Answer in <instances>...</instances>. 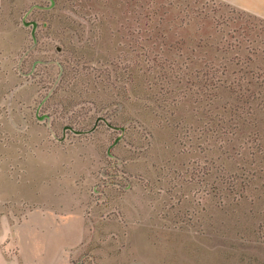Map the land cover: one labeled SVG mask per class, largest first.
<instances>
[{"label":"rangeland","instance_id":"1","mask_svg":"<svg viewBox=\"0 0 264 264\" xmlns=\"http://www.w3.org/2000/svg\"><path fill=\"white\" fill-rule=\"evenodd\" d=\"M240 1L0 0V45L34 92L29 123L41 116L32 146L65 160L88 217L71 264H233L237 216L244 241H264V24ZM25 21L37 22L35 46ZM156 57L176 74L158 84L172 115L148 84L143 97L135 87L138 70L164 63ZM212 77L228 86L216 99L204 84ZM249 81L262 101L257 128H244ZM224 118L229 127L218 126ZM56 170L0 196V264H26L22 250L34 257L12 238L38 205L56 202ZM241 191L247 200L230 205Z\"/></svg>","mask_w":264,"mask_h":264},{"label":"crops","instance_id":"2","mask_svg":"<svg viewBox=\"0 0 264 264\" xmlns=\"http://www.w3.org/2000/svg\"><path fill=\"white\" fill-rule=\"evenodd\" d=\"M238 3H244V11L264 19V0H243ZM7 54L0 45V196L5 195V190L8 195L18 194L16 192L24 181L30 188L31 182H37L40 177L49 182L56 168V176L63 184L56 190V202L48 200L38 205L27 219L16 225L19 235L12 239L22 249L31 248L34 251V257L30 258L22 250L21 258L26 264H71L72 249L80 245L90 231L86 220L88 217L82 201L74 198L72 184L62 172L65 160H57L52 155H39L40 150L32 146L34 133L41 131V116L34 111L39 121L29 123L30 111L25 110L26 102H33L34 92L30 87L27 91L21 87ZM25 127L32 132L31 140L26 141L21 134ZM24 150L27 151L25 157L21 156ZM42 167H45L46 173H43ZM18 168L20 171L17 172Z\"/></svg>","mask_w":264,"mask_h":264},{"label":"trees","instance_id":"3","mask_svg":"<svg viewBox=\"0 0 264 264\" xmlns=\"http://www.w3.org/2000/svg\"><path fill=\"white\" fill-rule=\"evenodd\" d=\"M243 12L244 14L257 20L258 22H261L264 24V19L252 13H249L246 11H243ZM156 59L158 61H164L160 57L159 58L156 57ZM173 70L174 68H172L171 63L168 62L167 60L166 62L164 61V63L154 62L153 69L148 75L140 74L138 70V74L136 76L138 81L135 86L138 90L137 93L141 96L142 92L140 88L148 84L149 87L153 89L154 95H156L160 99V101H162L160 104V106H162V109L165 110L166 108H168V111H171V115L174 113L173 108L175 106L171 105L170 102H168L167 98L165 97L166 93L163 92L162 88L158 90V84L159 83L166 84L167 82L171 81L176 75ZM249 73H252L251 75H253L252 76L253 78L255 75V72L251 70L249 71ZM212 79L213 77L210 80V84H207V83H204V84L206 86H211L214 88L215 90L214 97L216 99L218 98L217 94L219 93V90L222 88L227 89L228 86H224V84H221V82L220 83L215 82V85H213ZM151 83H153L154 86L153 85L151 86ZM246 92H247V95H246ZM257 92H258L257 82L253 83L252 81H249L246 85H244V128L245 126L253 127V128L259 127V122L257 121V114H258V110L261 109L260 107L262 105V101H258L259 95L257 94ZM141 97H143V95ZM224 107L228 109L227 105H224ZM233 118L235 120L243 122L242 114L235 113L233 114ZM222 124L226 126L228 125L227 127H229L231 125V120L224 118L218 124V126H222ZM244 187H245V184L242 185L241 183V189H244ZM234 197L236 198H234L235 200L230 202V205L239 206L247 200L244 195V192L242 191L240 192L239 196L236 194ZM220 206L221 208L219 209V211L222 212L223 214H226L227 212L225 208L227 206V203L221 204ZM236 218L237 219H236L234 226L229 227L230 231H234V236L232 240L230 241V246L232 249V251L231 250L230 251H231V256L233 259V264H264V252H263L264 251V241H260L259 239H255L254 241H250V242L244 241V233H243L244 226L241 224V218L239 216H237ZM222 221H225V220H222ZM256 227H257L256 223L251 225V228H252L251 232L255 235L257 234V232L255 231ZM251 242H253L254 244H251ZM250 248H254L258 252H252L249 250Z\"/></svg>","mask_w":264,"mask_h":264},{"label":"water","instance_id":"4","mask_svg":"<svg viewBox=\"0 0 264 264\" xmlns=\"http://www.w3.org/2000/svg\"><path fill=\"white\" fill-rule=\"evenodd\" d=\"M24 24H25L26 26H29V25H32V26H33V29H32V36H33V38H34V46H35L36 43H37L36 33H35L36 28H37V22H36V21H32V22H26V21H25ZM42 119H46L47 121L50 122L51 117H50V115L46 114V115H43V116H42ZM117 141H118V139L115 140V143H117Z\"/></svg>","mask_w":264,"mask_h":264}]
</instances>
